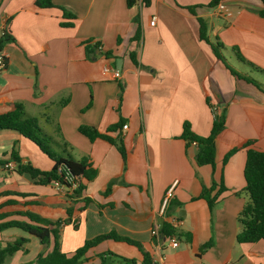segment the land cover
<instances>
[{
	"label": "crops",
	"instance_id": "obj_1",
	"mask_svg": "<svg viewBox=\"0 0 264 264\" xmlns=\"http://www.w3.org/2000/svg\"><path fill=\"white\" fill-rule=\"evenodd\" d=\"M210 1L147 0L145 5L134 0L128 6L127 0H52L54 8L38 9L35 0H0V37L6 31L12 38L1 52L6 64L0 72V113L12 103L22 104L25 116L36 119L44 134L72 148L73 160L87 156L96 170L74 199L72 189L39 186L0 168V192L27 195L0 202L15 200L10 211L65 221L59 244L66 255L86 240L114 232L139 242L157 264H264V240L238 244L235 239L238 214L248 201L242 192L246 152L221 164L246 141L264 152V80L252 74L264 78V73L249 66L264 71V17L257 14L262 4L219 0L230 11L226 18L216 7H207ZM188 7H195L194 14ZM60 8L74 18L65 19ZM197 18L207 24L210 43L223 45L222 55L229 52L238 66L224 57L226 63L244 78L232 76L210 44L200 40ZM63 22L72 26L62 27ZM104 67L119 71L120 78L104 73ZM212 106L223 115L225 127L216 139L214 167H198L195 147L186 148L180 138L182 126L188 123L194 134L206 137ZM120 120L127 128L108 132ZM80 126L121 138L124 164L114 146L100 139L90 142L78 132ZM13 146L21 163L41 170L52 167L30 141L0 131V161H9ZM221 180L225 190L210 210L198 196L212 184L216 191ZM110 182V193L102 196ZM83 198L92 202L85 204ZM163 223L189 233L191 241L174 237L176 248L167 240L154 243L152 232ZM18 238L27 239L26 249L31 240L38 243L36 256L43 252L38 240L15 228L0 233V247ZM105 252L141 261L135 247L107 240L88 250L85 262L100 264L97 256ZM24 254L18 251L4 264H28L36 258Z\"/></svg>",
	"mask_w": 264,
	"mask_h": 264
},
{
	"label": "trees",
	"instance_id": "obj_2",
	"mask_svg": "<svg viewBox=\"0 0 264 264\" xmlns=\"http://www.w3.org/2000/svg\"><path fill=\"white\" fill-rule=\"evenodd\" d=\"M142 1L147 5V0ZM218 1L219 0H211L207 7H216ZM133 2L134 0H127V5L131 6ZM260 2L262 4V9L258 11L257 14L260 17H264V0H260ZM35 6L38 9L55 7L52 0H35ZM194 9L195 7L187 8L192 14H194ZM61 11L65 19L71 20L74 18L67 11L63 9H61ZM197 22L199 26V38L201 41L210 44L216 60L220 61L232 76L244 78L226 63V60L222 55L223 45L219 41H215L212 44L210 43L208 39V27L205 21L197 18ZM60 25L62 27L72 26L69 22H63L60 23ZM138 36L139 31L136 32L134 39H137ZM11 41V36L4 31L0 37V53L4 46ZM87 50L88 49L86 48V51ZM234 53L240 62H245L237 51H234ZM109 55V53H104L105 57H108ZM129 58L134 64H136L134 53H130ZM249 66L255 71H261L264 73V71L259 70L251 64H249ZM122 125L123 121L120 120L118 124L110 126L108 132L121 128ZM224 127V117L221 113L214 116L211 130L206 137L197 136L192 132L188 123L183 124L180 138L185 142L186 148H189L192 146V143H195L194 161L198 167H214L216 139L224 130ZM0 131H10L19 134L21 137L35 145L38 150L52 162V167L49 170H41L32 166L30 163L23 164L18 157L15 146H13L9 161H0L1 171L6 174H9L10 170L6 169L4 166L9 162H12L14 164L12 172L17 175L26 176L34 184L39 186L56 185L65 189H72L71 197L74 199L80 198L85 189V183L91 182L96 177V170L92 168L87 156L80 158L78 161L73 160L70 154L72 148H70L67 143L63 142L61 138L60 141H56L52 137L44 134L38 126L36 119L25 116L22 104L12 103L8 106L5 112L0 113ZM78 132L90 142L100 139L114 146L120 153L124 164L125 150L121 138L112 139L106 134H100L95 128L89 126H80ZM253 143L254 142L250 140L232 148L223 157L221 162L222 165H225L234 153L241 150L246 152L243 169L245 186L242 192L246 194L248 201L241 208L237 218L238 224L240 225V231L235 239L238 244H253L260 240H264V152L255 150L252 147ZM113 184L114 182H110L101 195L107 196L110 193ZM224 190L225 187L221 180L217 185L216 191L215 184H212L208 188H203L198 198L203 199L211 210L216 204L219 195L224 192ZM236 195H238V193ZM9 196H17L20 198L27 197V195L23 193L0 192V198ZM82 202L87 204L92 202V200L83 198ZM16 205L17 202L11 199L0 202V233L7 229L15 228L38 240L43 248V252L39 253L35 260L28 264H81L82 262L87 261L86 253L88 250L107 240L123 242L135 247L141 255V261L139 264H157L154 262L149 252H147L139 242L118 236L114 232L86 240L81 247L76 249L72 255L68 256L61 251L59 244L60 229L65 224V221L60 219L49 221L29 211L9 210V208ZM28 205L31 206V203ZM70 215L71 210H66V216L69 217ZM16 216L20 219L14 218ZM157 234L158 237H153L154 243L158 242L163 244L171 237L183 239L188 243L191 241L189 233L182 232L168 223H163ZM51 239H53V247L50 251H46ZM26 242L27 239L18 238L12 243H7L4 247H0V264H4L8 257H11L18 251L27 253V249L24 247ZM209 246L210 243L203 245L200 252L202 253ZM97 258L99 259L100 264H138L134 259L119 257L111 252L102 253L98 255Z\"/></svg>",
	"mask_w": 264,
	"mask_h": 264
},
{
	"label": "built area",
	"instance_id": "obj_3",
	"mask_svg": "<svg viewBox=\"0 0 264 264\" xmlns=\"http://www.w3.org/2000/svg\"><path fill=\"white\" fill-rule=\"evenodd\" d=\"M216 8H217V10L222 14V16L223 17H226V18H228V17H230V11L223 5V4H218L217 6H216ZM154 21H155V18H152V20H151V22H150V25L151 26H153L154 25ZM3 34V33H2ZM5 64H6V59H5V57L0 53V72L5 68ZM103 72L104 73H109L110 75H111V77L113 78V79H119L120 78V72L119 71H117V70H113V69H111V68H109V67H104L103 68ZM211 110V112H212V115H213V117L214 116H217V115H219L220 114V112H219V110L216 108V107H213L212 106V108L210 109ZM127 128V126L125 125V126H123L122 127V129H126ZM192 146L193 147H195V143H192ZM6 169H8V170H12L13 168H14V164H12V163H8L7 165H5L4 166ZM74 187V186H73ZM158 230H154L153 232H152V236L153 237H158ZM167 241H169V245L172 247V248H176L177 246H178V243H177V241H176V239L174 238V237H171V238H169V239H167ZM157 244H160V243H158L157 242Z\"/></svg>",
	"mask_w": 264,
	"mask_h": 264
},
{
	"label": "rangeland",
	"instance_id": "obj_4",
	"mask_svg": "<svg viewBox=\"0 0 264 264\" xmlns=\"http://www.w3.org/2000/svg\"><path fill=\"white\" fill-rule=\"evenodd\" d=\"M223 55L227 59V61H229L232 65H234L236 67L238 66L237 65L238 63H236V61L234 60V58H232V56H231V54H229V52H223ZM252 74L254 77L259 78L261 80H264V78H262L260 74H256V73H252ZM37 244L35 243L34 240H31V243H29L27 246L28 253H26V254L23 253V254L28 255L29 258L35 257L36 254L38 253L39 249H40V246ZM52 247H53V239L50 240V244H49L48 249L46 251H50L52 249ZM17 256H20V255H17ZM81 264H87V263L82 262Z\"/></svg>",
	"mask_w": 264,
	"mask_h": 264
}]
</instances>
